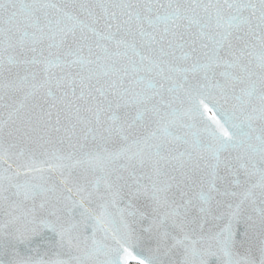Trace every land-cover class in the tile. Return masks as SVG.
<instances>
[{
	"label": "snow or ice",
	"instance_id": "snow-or-ice-1",
	"mask_svg": "<svg viewBox=\"0 0 264 264\" xmlns=\"http://www.w3.org/2000/svg\"><path fill=\"white\" fill-rule=\"evenodd\" d=\"M0 77V264H264V0H0Z\"/></svg>",
	"mask_w": 264,
	"mask_h": 264
},
{
	"label": "water",
	"instance_id": "water-1",
	"mask_svg": "<svg viewBox=\"0 0 264 264\" xmlns=\"http://www.w3.org/2000/svg\"><path fill=\"white\" fill-rule=\"evenodd\" d=\"M43 2L49 3V4L62 5V4H66V3H71V2H73V0H43ZM76 2H84V0H76ZM91 2H94V0H91ZM163 2H166V0H163ZM182 2H183V0H182ZM195 2H203V3L212 2V3H215L216 0H195ZM221 2H222V0H221ZM50 11H52L53 14H55L54 10H50ZM198 31H199V29L197 27L193 26V32H198ZM250 44L255 45L254 51L256 53H259L260 48H259L258 40L257 39H251L250 40ZM191 51H192L191 48L185 47L182 50H177L176 56H177V58H179L181 56L182 52L191 53ZM10 54L11 55H14V53H6L5 54V57L7 55H10ZM85 55H86V53H85ZM224 59H231V57L225 56ZM247 60H251L253 65H256L258 63V60L254 59L253 57H247L245 62H247ZM123 63H126V61L123 62ZM174 63H176L177 66H179L181 68H184V67H189L190 64H191V61H184L182 59H176L174 61ZM116 67L119 68L120 65H116ZM73 71H75V69ZM216 71H217V73H219L220 71H224V69L223 68H219V69H216ZM257 71H258V69H257ZM6 75L7 74H5V76ZM234 75H236V76H239L240 75V72H239L238 69L237 70H234ZM3 79H4L3 77H0V82H3ZM178 79H180L182 81V77L178 76ZM189 79H192L191 75H189ZM217 79H219V76H217ZM101 83H103V81H101ZM93 85H94V87L95 86H99L96 81H93ZM241 87H248V85L247 84H245V85H238L237 86V91H239V89ZM95 94L98 95V93H95ZM0 95H3V93L0 92ZM37 102H39L41 104L43 103L42 101H39V97H37ZM2 103H4V101H0V104H2ZM253 103L256 104V106L258 107V101H255L254 100ZM90 106L91 105H83L82 104V110L80 112V116L83 119H85V120H93L94 121L93 114L90 113L89 111H87V108L90 107ZM6 111H7L6 109L0 108V120H6L7 119ZM207 115H210V114H206V116ZM253 115H255L256 117H258L259 116V113L257 112V113H254ZM103 118L104 117L102 116V119ZM54 121H55V116H53V122ZM73 122H75V121H73ZM67 124H68V121L65 118L63 112H61V127L63 128L65 126H67ZM196 124H197V127L198 128L204 127V122L203 121L198 120L196 122ZM19 125H20V121H17V123L15 125H11V127L12 128H16ZM261 126H262L261 125V122H260V120L258 118L253 121V127L256 129V131L253 132V136L254 137L259 134V129L261 128ZM81 127H83V126L82 125H78L77 126V131L78 132H79V130H80ZM196 130H197L196 128L192 129V131H196ZM8 131H9V128H5L4 129L3 136H4L5 140H8L9 139V137L7 135ZM182 132H183V130H177V134H182ZM53 135L54 136L63 135V133H59V134L54 133ZM11 139L13 141L17 142V143H20V141L16 138L15 135ZM172 148H173V151L171 152V155H173V156H179V153L182 152V151H184V145L183 144H180V143H176L175 145L172 146ZM165 155H169V153L166 152ZM231 155L232 156H235V155H237V153L236 152H232ZM40 158L41 159H45V157H40ZM5 168H7V164H4L2 161H0V174L3 173V170ZM36 175H39V174H36ZM43 175L50 176L51 179H52V182L59 183L60 176L57 173H54V172H51V173L45 172ZM257 180H258V177L253 178V183H255ZM26 181L27 182H31V183H36L37 182V181L33 180L32 175H28V176L21 175L19 177V183L23 184ZM260 191H261V189L259 187L255 188L253 190V192H252V197L245 202V204L243 205V208H242V214L244 216H251L257 222L260 219L259 213H260V209H261V206H262L261 205V200H260ZM253 200H255V203L254 204H253ZM36 203L38 205L40 203V201L37 200ZM233 203H239V200L237 199V200L233 201ZM95 210L97 212L100 211L99 208H96ZM109 211H112L113 213L115 212L114 209H109ZM0 219H2V214H0ZM116 221H117V225H119V216H118V214L116 215ZM102 236H103V233H98V237L102 238ZM133 264H135V262H133Z\"/></svg>",
	"mask_w": 264,
	"mask_h": 264
}]
</instances>
